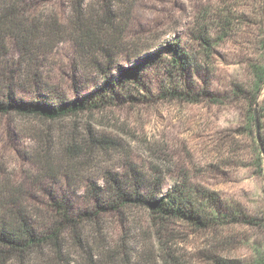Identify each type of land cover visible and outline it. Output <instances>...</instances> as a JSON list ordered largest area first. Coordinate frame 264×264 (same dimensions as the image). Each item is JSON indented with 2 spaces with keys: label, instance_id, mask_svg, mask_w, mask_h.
<instances>
[{
  "label": "trees",
  "instance_id": "16d2710c",
  "mask_svg": "<svg viewBox=\"0 0 264 264\" xmlns=\"http://www.w3.org/2000/svg\"><path fill=\"white\" fill-rule=\"evenodd\" d=\"M134 1L69 0V14L59 19L43 14L34 0H0V116L44 124L31 132L30 170L16 181L0 171V264H73V255L80 264H186L163 237L172 223L196 230L238 222L264 227L263 219L223 207L209 190L184 176L165 191L157 172L146 174L131 164L121 172L97 167L101 185L86 176L116 143L90 126L80 132L75 122L80 114L149 99L150 72L165 75L162 91L172 100L192 102L199 95L184 80L194 61L179 41L158 46L129 34ZM201 31L196 38L209 59L214 41ZM63 42L74 49L76 71L98 77L83 92L75 75L73 98L45 75L52 68L51 54ZM260 45L262 63L252 65V91L264 83V37ZM123 57L126 65L118 63ZM66 120L73 125L55 129ZM258 146L264 155L261 141ZM130 208L145 210L157 228V240L142 249L130 248L125 233L112 239L105 234L104 216L122 218ZM207 258L212 264H264V249H255L245 263L213 253Z\"/></svg>",
  "mask_w": 264,
  "mask_h": 264
},
{
  "label": "rangeland",
  "instance_id": "374dc122",
  "mask_svg": "<svg viewBox=\"0 0 264 264\" xmlns=\"http://www.w3.org/2000/svg\"><path fill=\"white\" fill-rule=\"evenodd\" d=\"M134 2L129 34L142 35L158 46L174 38L179 41L194 61L184 80L199 95L192 102L172 100L162 91L165 75L150 72L146 86L153 96L149 99L80 114L75 121L80 132L90 126L116 143L112 151L100 155L98 165L86 176L101 185L97 167L121 172L131 164L146 174L157 172L164 191L184 176L191 184L209 190L223 207L240 208L246 216L264 220V155L258 152V140L264 147V83L252 91V65L262 63L264 0ZM34 3L50 17L62 19L70 11L69 0ZM200 27L214 41L209 59L196 38ZM75 57L71 43H61L48 61L51 71L45 74L62 84L71 98L77 93L72 86L75 75L83 92L98 80L95 74H79ZM118 63L126 65L124 57ZM72 125V120L54 124L55 129ZM43 126L31 118L0 116V171L16 181L30 170L29 152L35 147L31 132ZM122 216H104L108 238L125 233L133 249L157 240V228L145 210L126 209ZM222 226L196 230L175 222L168 225L163 237L186 264H212L207 258L212 253L245 263L255 249H264L263 226L243 222ZM72 258L73 264H80L76 255Z\"/></svg>",
  "mask_w": 264,
  "mask_h": 264
},
{
  "label": "water",
  "instance_id": "95a60500",
  "mask_svg": "<svg viewBox=\"0 0 264 264\" xmlns=\"http://www.w3.org/2000/svg\"><path fill=\"white\" fill-rule=\"evenodd\" d=\"M255 124H256V119H255ZM260 142V140H258Z\"/></svg>",
  "mask_w": 264,
  "mask_h": 264
}]
</instances>
